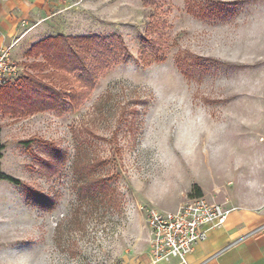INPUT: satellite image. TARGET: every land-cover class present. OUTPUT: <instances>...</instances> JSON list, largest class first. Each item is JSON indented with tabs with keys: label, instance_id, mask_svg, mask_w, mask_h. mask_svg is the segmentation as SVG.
Segmentation results:
<instances>
[{
	"label": "rangeland",
	"instance_id": "374dc122",
	"mask_svg": "<svg viewBox=\"0 0 264 264\" xmlns=\"http://www.w3.org/2000/svg\"><path fill=\"white\" fill-rule=\"evenodd\" d=\"M51 11L48 37L117 36L128 57L105 63L76 107L79 73L31 49L12 56L23 72L11 87L48 75L66 106L0 112V172L20 181H0V240L37 242L0 264H142L149 212L179 211L200 198L195 185L227 206L263 196L264 70L241 82L215 74L264 64V10L249 0H57Z\"/></svg>",
	"mask_w": 264,
	"mask_h": 264
},
{
	"label": "crops",
	"instance_id": "0c3cea01",
	"mask_svg": "<svg viewBox=\"0 0 264 264\" xmlns=\"http://www.w3.org/2000/svg\"><path fill=\"white\" fill-rule=\"evenodd\" d=\"M57 0H0V51L11 48L15 59H24L51 30L52 6ZM226 224L212 230L188 256L189 264H264V194L255 201H239ZM142 264L154 262L149 253Z\"/></svg>",
	"mask_w": 264,
	"mask_h": 264
},
{
	"label": "trees",
	"instance_id": "16d2710c",
	"mask_svg": "<svg viewBox=\"0 0 264 264\" xmlns=\"http://www.w3.org/2000/svg\"><path fill=\"white\" fill-rule=\"evenodd\" d=\"M145 4H153L155 0H144ZM96 55V64H88L86 55ZM30 55L52 56L51 66L65 75L79 73L75 83L77 90L72 92L73 106L78 107L93 90L97 78V71L104 67L105 63L115 60L120 63L127 59L128 52L121 42L120 37L111 36L102 39L98 36L67 37L59 35L48 37L37 43L29 51ZM37 68L41 65L37 64ZM48 75L41 78L29 77L22 81L18 87H4L0 89V112L21 114L23 112H45L64 110L66 106L62 92L44 82ZM72 84V85H73ZM0 146V153L4 149ZM1 158V154H0ZM0 181H8L20 185V181L0 172ZM198 197L202 192L197 185ZM34 198V196H33ZM46 201V200H45Z\"/></svg>",
	"mask_w": 264,
	"mask_h": 264
},
{
	"label": "built area",
	"instance_id": "2783aa9c",
	"mask_svg": "<svg viewBox=\"0 0 264 264\" xmlns=\"http://www.w3.org/2000/svg\"><path fill=\"white\" fill-rule=\"evenodd\" d=\"M10 49L0 51V89L16 84L23 72ZM232 211L202 197L190 200L175 213L151 210L148 227L153 261L177 260L179 264H189L188 256L197 244L207 240L212 230L222 228Z\"/></svg>",
	"mask_w": 264,
	"mask_h": 264
},
{
	"label": "snow or ice",
	"instance_id": "6c2138e0",
	"mask_svg": "<svg viewBox=\"0 0 264 264\" xmlns=\"http://www.w3.org/2000/svg\"><path fill=\"white\" fill-rule=\"evenodd\" d=\"M254 6L264 10V0H259V4H255V0H249ZM264 70V64L256 66H242L238 64H225L218 67L216 78L228 82H241L245 76H250L257 71ZM145 76H149L150 73H143ZM37 246L36 241L9 243L7 238L0 240V259L7 261L10 257H16L18 254L27 251L28 249Z\"/></svg>",
	"mask_w": 264,
	"mask_h": 264
}]
</instances>
